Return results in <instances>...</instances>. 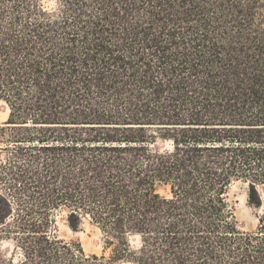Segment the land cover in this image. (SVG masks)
<instances>
[{
	"label": "trees",
	"instance_id": "obj_1",
	"mask_svg": "<svg viewBox=\"0 0 264 264\" xmlns=\"http://www.w3.org/2000/svg\"><path fill=\"white\" fill-rule=\"evenodd\" d=\"M0 102V264H264V0H0Z\"/></svg>",
	"mask_w": 264,
	"mask_h": 264
},
{
	"label": "rangeland",
	"instance_id": "obj_2",
	"mask_svg": "<svg viewBox=\"0 0 264 264\" xmlns=\"http://www.w3.org/2000/svg\"><path fill=\"white\" fill-rule=\"evenodd\" d=\"M7 106L0 102V124L8 120ZM164 192V190H162ZM229 200L236 209V218L242 231H255L258 217L264 210V187L252 190L248 185L236 183L229 191ZM6 201L0 193V215L3 214ZM58 235L67 242L79 243L86 255L109 256L111 249L106 245L103 233L89 219L72 221L66 216L58 219ZM132 245L138 246L139 239L131 238ZM0 254L19 259L21 251L15 243L3 239L0 243Z\"/></svg>",
	"mask_w": 264,
	"mask_h": 264
}]
</instances>
